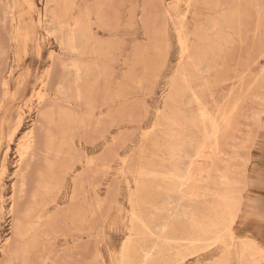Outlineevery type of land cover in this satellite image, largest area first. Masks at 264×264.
Listing matches in <instances>:
<instances>
[{
	"label": "rangeland",
	"instance_id": "obj_1",
	"mask_svg": "<svg viewBox=\"0 0 264 264\" xmlns=\"http://www.w3.org/2000/svg\"><path fill=\"white\" fill-rule=\"evenodd\" d=\"M25 1L0 0V264H264V0Z\"/></svg>",
	"mask_w": 264,
	"mask_h": 264
},
{
	"label": "bare ground",
	"instance_id": "obj_2",
	"mask_svg": "<svg viewBox=\"0 0 264 264\" xmlns=\"http://www.w3.org/2000/svg\"><path fill=\"white\" fill-rule=\"evenodd\" d=\"M10 2H12V1H10ZM24 2H26V1L24 0ZM25 4H26V3H25ZM11 5H12V4H11ZM67 6H68V5H67ZM19 7H20V6H19ZM19 9H20V8H19ZM20 12H21V11H20ZM23 12H24V11H23ZM55 15H56V14H55ZM183 19H184V18H183ZM17 21H18V20H17ZM14 22H15V21H14ZM74 26H75V25H74ZM51 27H52V26H51ZM51 27H50V28H51ZM254 27H255V26H254ZM15 32H16V31H15ZM71 33H72V32H71ZM72 34H73V33H72ZM252 34H253V33H252ZM74 36H76V35H74ZM75 38H76V37H75ZM75 38H73V39H75ZM76 41H77V40H76ZM18 45H19V44H18ZM17 48H18V47H17ZM95 49H96V48H95ZM96 50H97V49H96ZM181 50H182V48H181ZM94 53H95V52H94ZM75 67H76V66H75ZM69 74H70V73H69ZM80 74H81V73H80ZM172 75H173V74H172ZM94 79H95V78H94ZM70 81H71V80H70ZM39 94H40V92H39ZM183 98H184V97H183ZM196 102H197V101H196ZM198 107H199V106H198ZM262 115H263V114H262ZM156 116H157V115H156ZM205 116H206V115H205ZM201 118H202V117H201ZM224 118H225V117H224ZM187 120H188V119H187ZM189 120H190V119H189ZM191 120H192V119H191ZM204 120H205V119H204ZM162 123H164V122H162ZM219 123H220V122H219ZM214 124H215V122H214ZM217 125H218V124H217ZM167 126H168V125H167ZM214 127H216V126H214ZM220 128H221V127H220ZM213 129H214V128H213ZM213 129H212V130H213ZM217 129H218V128H217ZM212 130H211V131H212ZM213 131H214V130H213ZM213 131H212V132H213ZM143 133H144V132H143ZM211 134H212V133H211ZM206 135H207V133H206ZM209 139H210V138H209ZM113 141H114V140H113ZM207 142H209L208 139H207ZM207 142H206V143H207ZM27 144H28V143H27ZM202 145H203V144H202ZM204 146H205V145H204ZM22 147H25V146H22ZM202 147H203V146H202ZM202 147H201V149H202ZM27 148H29V147H27ZM180 148H181V147H180ZM180 148H179V149H180ZM25 149H26V148H25ZM25 149H23V151H24ZM212 149H213V148H212ZM212 149H211V150H212ZM204 150H205V148L202 149V151H204ZM26 151L28 152V149H27ZM191 151H192V150H191ZM198 151L201 152L200 150H198ZM198 151H196V152H198ZM180 152H181V151H180ZM171 153H172V152H171ZM186 153H187V152H186ZM204 153H205V152H204ZM199 154H201V153H199ZM202 154H203V153H202ZM22 155H23V153L21 154V156H22ZM24 155H25V154H24ZM198 156H199V155H198ZM198 156H197V157H198ZM154 157H155V156H154ZM203 157H204V156H203ZM120 159H121V158H120ZM198 159H199V157H198ZM201 161H202V160H201ZM203 161H204V159H203ZM165 162H166V161H165ZM161 164H162V163H161ZM155 166H156V165H155ZM175 166H176V165H175ZM123 167H124V166H123ZM170 167H171V166H170ZM200 167H202V166H200ZM107 168H108V167H107ZM2 169H3V168H2ZM109 169H110V168H109ZM177 169H178V168H177ZM203 169H204V168H203ZM106 170H107V169H106ZM140 171H141V170H140ZM166 171H168V170H166ZM125 173H126V172H125ZM151 173H152V172H151ZM169 173H170V172H169ZM169 173H168V174H169ZM126 174H127V173H126ZM155 174H156V173H155ZM123 175H124V174H123ZM128 175H129V174H128ZM130 175H131V174H130ZM173 175H174V174H173ZM133 176H134V175H133ZM154 176H155V175H154ZM152 178H153V177H152ZM174 178H175V177H174ZM124 181H125V180H124ZM172 184H173V183H172ZM92 185H93V184H92ZM173 185H174V184H173ZM126 186H127V185H126ZM169 187H171V186H169ZM165 188H166V186H165ZM17 189H18V188H17ZM129 190H130V189H129ZM181 190H182V189H181ZM16 193H17V192H16ZM149 193H151V192H149ZM15 195H16V194H15ZM15 195H14V196H15ZM183 195H184V194H183ZM73 196H74V195H73ZM181 196H182V195H181ZM18 197H19V196H18ZM135 197H136V196H135ZM147 197H148V196H147ZM149 197H150V196H149ZM224 197H225V196H224ZM152 199H153V198H152ZM180 199H181V198H180ZM219 199H220V198H219ZM224 199H225V198H224ZM148 200H149V199H148ZM220 201H221V200H220ZM222 201H223V200H222ZM132 202H133V201H132ZM129 204H130V203H129ZM176 204H177V203H176ZM17 205H18V204H17ZM51 206H52V205H51ZM145 206H146V204H145ZM146 207H147V206H146ZM11 208H12V207H11ZM137 209H138V208H137ZM13 210H14V209H13ZM142 210H143V209H142ZM172 210H173V209H172ZM229 212H230V211H229ZM136 214H137V213H136ZM132 215H133V214H132ZM137 216H138V215H137ZM201 217H202V216H201ZM131 218H132V217H131ZM176 218H177V217H176ZM191 218H192V217H191ZM145 219H146V218H145ZM173 219H174V218H173ZM236 220H237V218H236ZM139 222H140V221H139ZM186 224H187V223H186ZM230 224H231V223H230ZM117 226H118V225H117ZM171 226H172V225H171ZM181 226H182V225H181ZM233 226H234V225H233ZM145 227H146V226H145ZM117 228H118V227H117ZM132 229H133V228H132ZM169 229H170V228H169ZM144 230H145V229H144ZM149 230H150V229H149ZM164 230H165V229H164ZM230 230H231V229H230ZM165 231H166V230H165ZM163 232H164V231H163ZM175 232H176V231H175ZM145 233H146V232H145ZM230 233H231V232H230ZM173 234H174V233H173ZM176 235H177V234H176ZM144 237H145V235H144ZM167 238H168V237H167ZM172 239H173V238H172ZM195 239H196V238H195ZM131 240H132V238H131ZM183 240H184V239H183ZM192 240H193V239H192ZM192 240H191V241H192ZM129 241H130V240H129ZM141 241H143V240H141ZM166 241H167V240H166ZM174 241H175V240H174ZM218 241H219V240H218ZM167 242H168V241H167ZM153 243H154V242H153ZM168 243H169V242H168ZM172 243H173V242H172ZM179 243H180V242H179ZM179 243H178V244H179ZM199 243H200V242H199ZM232 243H233V242H232ZM247 243L249 244V242H247ZM247 243H246V246H245L246 248H247V245H248ZM133 244H135V243H133ZM216 244H217V243H216ZM145 245H146V244H145ZM153 245H154V244H153ZM130 246H131V245H130ZM132 246H133V245H132ZM177 247H178V246H177ZM182 248H183V247H182ZM184 249H185V248H184ZM243 249H244V248H243ZM248 249H249V248H248ZM194 250H195V249H194ZM229 250H230V249H229ZM259 250H260V249H259ZM140 251H142V250H140ZM179 251H180V250H179ZM250 251H251V250H250ZM122 252H123V251H122ZM148 252H149V251H148ZM167 252H168V251H167ZM258 252H259V251H258ZM1 253H2V252H1ZM249 253H250V252H249ZM257 254H258V253H257ZM121 255H122V254H121ZM146 255H148V253H147ZM248 256H249V255H248ZM250 256H251V255H250ZM148 257H149V255H148ZM252 257H253V256H252ZM122 258H123V256H122ZM161 258H163V257H161ZM146 259H147V257L145 258V260H146ZM111 260H112V259H111ZM132 260H133L132 258H131V259H128V258H127L126 261H132ZM148 260H149V259H148ZM158 260H159V259H158ZM261 260H262V258H261ZM126 261H125V262H126ZM158 262H159V261H158ZM170 262H171V261H170ZM120 263H121V262H120ZM134 263H135V262H134ZM125 264H126V263H125Z\"/></svg>",
	"mask_w": 264,
	"mask_h": 264
}]
</instances>
